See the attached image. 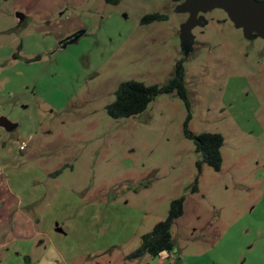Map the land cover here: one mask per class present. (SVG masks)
Masks as SVG:
<instances>
[{
  "label": "rangeland",
  "instance_id": "374dc122",
  "mask_svg": "<svg viewBox=\"0 0 264 264\" xmlns=\"http://www.w3.org/2000/svg\"><path fill=\"white\" fill-rule=\"evenodd\" d=\"M185 2L0 0V116L19 124L0 136L28 145L11 186L35 223L0 264H264V38L221 7L187 31ZM180 59L190 111L174 93L107 113L121 82L163 84ZM189 112L192 132L224 136L220 170L200 173ZM183 196L175 251L129 257Z\"/></svg>",
  "mask_w": 264,
  "mask_h": 264
},
{
  "label": "trees",
  "instance_id": "16d2710c",
  "mask_svg": "<svg viewBox=\"0 0 264 264\" xmlns=\"http://www.w3.org/2000/svg\"><path fill=\"white\" fill-rule=\"evenodd\" d=\"M105 1L112 5H118L122 0ZM167 19L168 14L157 11L145 14L141 19V23L150 24ZM40 59L41 55H36L25 58V61L30 63ZM174 93L184 101L190 111L191 103L186 86L184 59L177 61L174 75L163 84H146L136 79L121 82L115 91L114 101L107 104L106 110L113 118L131 117L147 110L149 104L157 96ZM191 117L189 112L185 122V134L188 138L194 140L196 151L202 155L201 161L198 162L200 173L203 164H208L214 169L220 170L223 163L222 146L224 144V136L219 132L205 131L198 134L192 132L189 129ZM184 201V196L172 200L167 218L156 223L150 232L142 235L140 245L129 257L138 258L145 254L162 256L175 251L177 246L172 235V227L176 219L184 213Z\"/></svg>",
  "mask_w": 264,
  "mask_h": 264
},
{
  "label": "crops",
  "instance_id": "0c3cea01",
  "mask_svg": "<svg viewBox=\"0 0 264 264\" xmlns=\"http://www.w3.org/2000/svg\"><path fill=\"white\" fill-rule=\"evenodd\" d=\"M73 35L68 39H73ZM21 59H23L22 56L15 54L9 59L12 65L10 67L14 68L13 64L20 62ZM18 127L19 124L9 132H15V130L17 132ZM15 135L14 138L19 141V144L16 141H7V135L0 136V250L2 251L11 241L30 240L34 237L31 234L35 231L33 218L21 209L23 206L21 195L11 186L16 174L23 172L19 163H24L23 152L28 146L24 140H20V136ZM23 142L26 145L21 148Z\"/></svg>",
  "mask_w": 264,
  "mask_h": 264
},
{
  "label": "water",
  "instance_id": "95a60500",
  "mask_svg": "<svg viewBox=\"0 0 264 264\" xmlns=\"http://www.w3.org/2000/svg\"><path fill=\"white\" fill-rule=\"evenodd\" d=\"M201 6L224 8L231 18L244 28L247 36L258 32L264 38V0H186L183 5L179 6V10L191 12L190 20L185 28L187 31H190L191 26L195 23L197 12ZM18 17L22 18L20 14ZM76 38L77 35L73 39ZM16 126L17 123L7 116H0V127L11 131Z\"/></svg>",
  "mask_w": 264,
  "mask_h": 264
},
{
  "label": "built area",
  "instance_id": "2783aa9c",
  "mask_svg": "<svg viewBox=\"0 0 264 264\" xmlns=\"http://www.w3.org/2000/svg\"><path fill=\"white\" fill-rule=\"evenodd\" d=\"M25 145H26V143H25V142H23V143H22V145H21V148H24V147H25Z\"/></svg>",
  "mask_w": 264,
  "mask_h": 264
},
{
  "label": "flooded vegetation",
  "instance_id": "af4514ba",
  "mask_svg": "<svg viewBox=\"0 0 264 264\" xmlns=\"http://www.w3.org/2000/svg\"><path fill=\"white\" fill-rule=\"evenodd\" d=\"M77 34H74L73 36L76 37Z\"/></svg>",
  "mask_w": 264,
  "mask_h": 264
}]
</instances>
